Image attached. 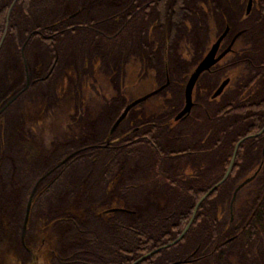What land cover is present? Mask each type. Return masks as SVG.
Returning <instances> with one entry per match:
<instances>
[{"label": "trees", "instance_id": "1", "mask_svg": "<svg viewBox=\"0 0 264 264\" xmlns=\"http://www.w3.org/2000/svg\"><path fill=\"white\" fill-rule=\"evenodd\" d=\"M13 2L0 0V41L6 31L0 49V109L26 85L28 76L30 86L0 113V264L29 261L22 240L28 202L38 179L59 164L39 183L27 224L25 244L31 249L40 248L43 259L39 264H66L70 253L74 259L86 258L89 264H131L175 240L190 222L197 202L223 178L237 142L264 127V89L248 97L242 96L243 90L234 92L231 97L222 98L217 113L205 110L201 128L202 134L208 133V141L204 144L191 143L188 135L181 136L183 141L179 144L177 130L170 131L172 142L166 144L159 125L167 117H162L160 106H154L152 117L146 119L141 114L145 105L133 111L138 115L137 129L133 131L136 139L109 140L113 124L109 127L113 119L107 114L109 101L113 97L122 99L123 94L134 97L130 93L132 87L145 79L152 82L149 91L155 90L165 81L167 69L175 80L173 86L177 87L170 92V101L177 112L175 106L182 100L180 94L184 96L185 81L193 63V59H188L192 46L174 39L184 29H170L166 44L140 43L139 37L145 36L146 29L141 24L144 15L139 13L130 20L127 18L120 29L112 30L121 39H130L135 34L136 44H96L91 40L105 35L83 26L74 27L69 18L70 13L85 4L82 0L76 3L73 0H16L8 15ZM165 7L171 15L172 10L194 11L195 3L166 0ZM97 47L103 49L101 58L92 53ZM126 47L127 55L124 54ZM126 62L129 67L125 66ZM95 64L99 68L92 78L94 82L84 80V73ZM102 67H105L108 85L116 87L115 94H110L103 106L97 103L98 95L92 91L91 99L95 102L88 103L87 89L99 84ZM113 70L118 75H112ZM122 78L120 97L118 86ZM150 98L160 102L161 92ZM192 116L193 113L189 115ZM103 120L107 122L101 124ZM189 132L197 136L195 127ZM262 146L264 132L245 139L230 176L202 202L184 237L138 264L176 261H180L178 264H260L252 256V247L254 236L260 229L264 230V168L263 186L256 195H251L237 227L226 229L225 223L217 220V233H213L211 199L233 194L230 184L242 175V168L238 167L250 166L254 158L251 151ZM211 148L229 151L215 177L209 173V167L198 177L177 183L164 173L172 154L189 149L202 154ZM106 149L119 151L113 155ZM98 160L103 161V173L108 180L104 187L90 184V174L84 173L86 166H94ZM125 168L130 173L121 177ZM150 169L155 180L153 185L148 182ZM66 171L68 174L61 181ZM134 172L139 180L133 179ZM166 179L175 185L163 187ZM60 182H63L61 186ZM56 188L60 189L54 193ZM257 204L254 215L243 228ZM113 207L125 210L106 211ZM260 217L262 222L257 225ZM96 224L105 231L97 229ZM227 230L231 235H238L230 245H220L219 234ZM226 235L223 233V237ZM241 241H244L243 248L246 246L247 259L243 254L231 259L229 249Z\"/></svg>", "mask_w": 264, "mask_h": 264}, {"label": "flooded vegetation", "instance_id": "2", "mask_svg": "<svg viewBox=\"0 0 264 264\" xmlns=\"http://www.w3.org/2000/svg\"><path fill=\"white\" fill-rule=\"evenodd\" d=\"M82 1L85 4H83L80 9L78 8L70 13L69 18L71 22H74V27L83 26L92 31L97 30L105 35L103 38H95L91 40L96 44L118 45L125 42L136 44L137 37L135 34H133L130 39H121L116 36L118 32H112V30L120 29L123 27L127 18L130 20L140 13L144 15L141 23L142 28L146 29L145 36L139 37L140 43L147 45L153 43L166 44L170 40L169 30L181 28L184 29L181 36L174 39L182 44L192 46V52L188 53L195 56L197 61L195 67L204 59L208 58L211 60L209 69L202 72L194 85L192 107L188 112L181 115L186 105L185 92L188 79L195 67L187 75L185 87L183 89L185 99L175 106L178 107L176 113L174 112V103L170 101L172 98L170 92L174 89L177 90V87L173 86L175 80L172 79L169 70L167 69L166 79L159 86H163L160 90L161 101H149V97L137 104L128 112L126 118L111 134V137L107 138L109 140L118 142L122 138H128L130 142L131 140L136 139L133 131L137 129L135 125L138 115L134 114L133 111L139 106L145 105V111L141 112V114L143 113L146 119L152 117L154 106L161 107L164 118L173 113L174 116L173 119H171L172 121L169 118H166L165 122L160 123L159 125L161 131L164 132H162V134L164 135L163 139L166 144L172 142V140L169 139L171 130H177L175 136L179 138L177 139L179 144L183 141L181 136L184 135L190 136V142L193 144H204L208 141V133L202 134L204 129L201 128L203 125L202 122L204 121L202 114L205 110L207 111L208 109H211V111L217 113L221 109L222 98L227 95L228 97H231L234 92L243 90L242 96L248 97L264 89V0H193L195 3L194 11L186 12L182 9L176 12L172 10L171 15H169V11L165 7L166 0ZM73 2L76 3L78 0H73ZM126 4L128 5L125 7L124 5ZM122 7L123 9H121ZM80 21H84V23ZM250 31H254L252 33L253 35H251ZM114 54L115 53H112L111 55L115 56L116 54ZM134 57L135 53L134 55H131L130 58L133 59ZM191 58L193 57L188 59ZM112 75L116 74L112 73ZM221 87L222 91L219 94H216ZM210 92L212 93V99L210 101H205V97ZM142 95L144 94L138 95L137 97L134 95V97L129 99V102ZM119 100L120 98L113 97V101H109L110 106L107 110L109 118H112L117 114L113 123L129 103L122 105L119 103ZM192 113L193 116L189 117ZM106 122L107 121L103 120L101 124ZM183 122H186L187 124L182 126L179 125ZM123 124H125L124 128H122ZM178 125L179 127H177ZM194 127L196 130V137H194V133L190 134L189 132V134H187L188 131ZM103 146H105V144ZM106 150L109 153H113V155H117L119 151V149L117 151L111 149ZM243 152L247 153L248 151ZM228 153L229 151H218L215 148L204 151L202 154L197 150H184L172 154L171 157L173 158L168 160L165 164L164 173L170 175V179L177 183L190 181L193 178L198 177L197 175L205 168L209 167V173L215 177L217 170L223 166V158ZM233 154L234 151L232 153V158ZM251 154L254 156L251 165L248 167H238L239 170L242 168V175L230 184L234 190L233 194H231V196L227 194L216 195L211 199L212 231L215 234L217 233V220L221 223H225L226 229L229 227L232 229L237 227L241 223V219H239L240 214L244 207H247L248 203H250L251 195H256V191H259L263 186L261 174L264 168V146L261 148H253ZM258 156H260V158H257ZM232 158L226 171L232 162ZM148 178L149 184L153 185V181L155 180L151 169ZM133 179H136V175ZM173 185H175V183L171 184L169 179L162 182V186L165 188ZM257 207L258 204L255 206L249 219L243 224V228L246 227ZM261 220L262 218L260 217L257 225L262 222ZM251 232L252 231L249 232V236H251ZM223 233L228 235L223 237ZM223 233L221 232L219 234L218 240L220 241V245L224 243L227 244V246L230 245L234 239L230 241L227 240L238 235H231L228 230ZM263 235L264 230L260 229L259 233L254 236V244L257 239L259 240V243H257V245L255 244L256 246L261 245L260 239ZM254 244L252 250L256 247ZM98 247L99 246H97V248ZM71 248L72 247H70V249ZM24 249L28 253L27 256L29 257V261H26L23 264H39L43 259L40 248L31 249L24 243ZM261 253L264 255V252ZM68 256L69 259L66 264H89L86 258L74 259L75 257L71 253ZM263 260L264 258L262 259L260 256L256 257V261H259L260 264H264ZM90 264H93V262Z\"/></svg>", "mask_w": 264, "mask_h": 264}, {"label": "rangeland", "instance_id": "3", "mask_svg": "<svg viewBox=\"0 0 264 264\" xmlns=\"http://www.w3.org/2000/svg\"><path fill=\"white\" fill-rule=\"evenodd\" d=\"M80 4H78L75 8H78V6H79ZM254 32V31H253ZM252 31H250V33H251V35H253L252 33H253ZM105 51H107V50H105ZM103 52V49H102V47H97V50L95 49V51H94V49H93V51H92V53H94V55H97L98 57H102L101 56V53ZM109 52H111L110 50H109ZM116 53V52H115ZM124 54H126L127 55V47H126V51L124 52ZM189 55V54H188ZM188 55H186V57L188 56ZM190 57H193V58H191V59H193L192 61H193V63H192V66H191V69H190V71H189V73L193 70V68L195 67V65H196V58H195V56H193V55H189ZM188 56V57H189ZM64 64V63H63ZM125 66H130V64L129 63H125ZM98 68H99V66H97V64H95V67H93L92 69H89L86 73H84V80H88V81H92V82H94V80H92V78L95 76L94 74H98V72H97V70H98ZM105 67H102V69L103 70H100L99 72H102V78H101V80H100V82L98 81V83L99 84H95V86L93 87V86H88V91H89V99H88V103H92V102H95V100L93 101L92 99H93V96L90 94V91H92V92H96V96H97V103H100V105L101 106H103V103H106V102H108L109 101V96H110V94H115V91H116V87L115 86H111V85H108V80L106 79V75H107V73L106 72H104L105 71V69H104ZM94 69V70H93ZM118 71H112V73H115L116 75H118V73H117ZM154 73V72H153ZM78 75V74H77ZM86 75V76H85ZM122 75V74H121ZM78 77H79V75H78ZM118 77V76H117ZM122 81H120L119 82V84L121 85H119L118 87H119V91H118V96L120 95V97H121V92H123V78L121 79ZM151 85H152V82L150 81V80H148V79H145V80H143L142 82H140L138 85H136V86H134V87H132V89H131V92L130 93H132V95H136L137 93H140V95L141 94H145V93H148V92H150L149 90H150V88H151ZM121 87V88H120ZM99 91H100V93H99ZM211 95H212V93L210 92L206 97H205V101H210L212 98H211ZM180 97H182L181 99V101H184V99H185V97L183 96V94L181 95L180 94ZM92 98V99H91ZM129 99H130V95L128 96V95H126V94H123V98L121 99L120 98V100H119V103L120 104H122V105H126L128 102H129ZM150 100L149 101H152V99L153 98H149ZM25 105V104H24ZM134 113V112H133ZM117 115V114H116ZM116 115L113 117V119H111V122H110V125H109V127L111 126V124H112V122H113V120L115 119V117H116ZM161 115V114H160ZM160 115H158L157 117H161ZM173 113L172 114H169L168 115V117L167 118H170V120L171 119H173ZM172 116V117H171ZM162 117L164 118V115L162 114ZM165 119V118H164ZM166 120V119H165ZM164 120V121H165ZM172 121V120H171ZM125 127V124H123V126H122V128H124ZM179 127V126H178ZM102 160L101 161H97V163L94 165V166H86L85 167V169H84V173H86V174H90V181H89V183L90 184H92L93 186H98V187H104V186H106L107 185V183H108V180L106 179V177H105V175H104V173H103V171H104V165L102 164ZM135 164H133L132 166H134ZM128 170H126V168L125 169H123V172H121L120 173V176L122 177V175L124 174L125 176L124 177H127V175H129V173L130 172H127ZM132 172V171H131ZM68 174V171H66L65 173H64V177L61 179V181H63V179L65 178V176ZM134 175H136L137 173L136 172H134L133 173ZM134 178V177H133ZM139 180L140 178H138V177H136V180ZM113 180V179H112ZM112 180L110 179L109 181L110 182H112ZM63 184V182H60V186ZM58 185V184H57ZM57 185H56V187H57ZM58 189H60V188H56V190H55V192L54 193H56L57 192V190ZM96 228L97 229H101V231L103 232V230L104 229H102V228H100L99 227V225L98 224H96ZM105 231V230H104ZM260 242H261V245L259 246H256L257 245V243H259V240L257 239V241H256V247L252 250V256H253V258H255L256 259V257H258V256H260V257H262V259L264 258V255H263V253H261V252H264V235H263V237H261V239H260ZM243 245H244V241L242 242L241 241V243L239 242V243H236L235 245H233L232 246V248L231 249H229V252H230V258L231 259H236V258H238V257H240L242 254H243V256H247L248 257V255H247V253H244V251H246L245 249H246V246L243 248ZM263 250V251H262ZM256 257H255V256ZM247 257H246V259H247ZM263 262H264V260H263Z\"/></svg>", "mask_w": 264, "mask_h": 264}, {"label": "water", "instance_id": "4", "mask_svg": "<svg viewBox=\"0 0 264 264\" xmlns=\"http://www.w3.org/2000/svg\"><path fill=\"white\" fill-rule=\"evenodd\" d=\"M16 0H14V2L12 3L10 9H9V13L8 15L10 14L11 10H12V7L14 6ZM5 35H6V31L3 35V38L1 39L0 41V49H1V46L3 44V41H4V38H5ZM31 37V35L29 36V38ZM28 38V39H29ZM28 42V40H27ZM26 42V43H27ZM26 43L24 44L22 50L24 52L25 50V46H26ZM211 65V60H209L208 58L207 59H204L203 61H201L196 67L195 69L192 71L189 79H188V83H187V86H186V92H185V95H186V105H185V108L183 109L181 115L185 114L186 112H188L191 107H192V93H193V88H194V85L196 83V81L198 80V78L200 77V75L202 74L203 71H205L206 69H209ZM30 86V78L28 76V80H27V83L26 85L20 90L18 91L12 98H10L8 100V102L6 104H4V106L0 109V113H2L5 109H7L16 99L19 98V96L24 93ZM163 86L153 90V91H150L148 92L147 94H144L142 96H139L138 98L136 99H133L132 101H130L126 106L125 108L123 109L122 113L119 115V117L115 120V122L113 123L112 125V128H111V132L113 133L117 127L122 123V121L126 118L128 112L133 108L135 107L137 104H139L140 102L148 99L149 97H151L152 95H154L155 93H157L158 91H160L162 89ZM223 87V86H222ZM222 87L217 91L216 94H219L221 91H222ZM264 132V127L257 133H254V134H250V135H247L245 137H243L242 139H240L236 146H235V149H234V154H233V158H232V162L228 168V170L226 171L225 175L223 176V178L218 182L216 183L210 190H208L202 197L201 199L197 202L196 204V207L194 209V213H193V216L190 220V222L187 224V226L185 227V229L182 231V233L175 239L173 240L172 242L168 243V244H165L161 247H158L146 254H144L143 256H141L140 258L136 259L134 262H132L131 264H138L139 262L143 261L145 258H147L148 256L160 251L161 249L163 248H166V247H169L171 245H174L176 244L177 242H179L183 237L184 235L186 234V232L188 231L189 227L191 226L192 222H193V219L197 213V210L199 209L200 205L202 204V202L213 192L216 190V188L221 184L223 183L229 176L230 172H231V169H232V165H233V162L236 158V155H237V151L239 150V147L241 145V143L251 137V136H257L258 134ZM61 164H59L58 166L56 167H53L51 168L47 173H45L44 175H42L38 181L36 182L35 186H34V189L32 190V193H31V196H30V199H29V202H28V206H27V211H26V217H25V220H24V224H23V228H22V240L23 242L25 243V234H26V231H27V224H28V221H29V216H30V212H31V207H32V203H33V198L35 196V193H36V190L38 188V185L39 183L44 179L46 178L50 173H52L57 167H59ZM251 179V178H249ZM116 210H125V208H121V207H113V208H109L107 209L106 211L107 212H110V211H116ZM235 236L229 238L227 241H230L232 239H234ZM180 263V261H176V262H173L171 264H178Z\"/></svg>", "mask_w": 264, "mask_h": 264}]
</instances>
